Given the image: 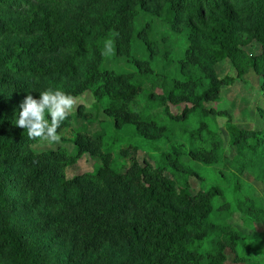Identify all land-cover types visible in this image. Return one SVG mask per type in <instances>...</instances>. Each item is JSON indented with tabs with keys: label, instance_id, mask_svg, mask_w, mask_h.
<instances>
[{
	"label": "trees",
	"instance_id": "obj_1",
	"mask_svg": "<svg viewBox=\"0 0 264 264\" xmlns=\"http://www.w3.org/2000/svg\"><path fill=\"white\" fill-rule=\"evenodd\" d=\"M151 9L188 41L180 75L138 58L129 71L103 67L105 40L116 35L121 51ZM254 45L261 52L251 55ZM223 63L230 73L219 77ZM251 73L261 79L256 123L242 127L209 106ZM52 80L76 98L92 92L110 118L93 132L69 128V114L58 131L73 155L35 151L40 140L6 113ZM218 117L228 120V147L208 125ZM143 144L156 164L121 161ZM85 155L99 169L68 179ZM246 175L264 185V0H0V264H229L228 251L247 264L242 234L212 223L242 213L247 228L264 231Z\"/></svg>",
	"mask_w": 264,
	"mask_h": 264
},
{
	"label": "rangeland",
	"instance_id": "obj_2",
	"mask_svg": "<svg viewBox=\"0 0 264 264\" xmlns=\"http://www.w3.org/2000/svg\"><path fill=\"white\" fill-rule=\"evenodd\" d=\"M142 31L143 33L139 34ZM115 38L116 35H113L105 40L104 47L106 48V52L103 67L119 72L129 71L133 69L134 59L138 58L140 60L144 59L152 62L157 70L167 73L170 76L180 75L178 60L184 55L189 44L186 37L181 32L173 29L166 23L164 13H161L159 10L151 9L141 12L136 20V30L133 38L130 39L129 43L125 44L119 52L116 47ZM260 52L261 47L258 45L249 48V53L251 55H256ZM217 72L219 77H224L230 73V66L228 63L220 64L217 67ZM260 83L261 79L251 73L244 80L238 81L234 86L224 89L222 100L209 107L219 110H230L233 119L242 127L255 125L257 102L256 91L259 88ZM61 87L62 83L58 81L52 80L47 81L46 83L41 82L37 90H34L29 94L38 99L41 91L47 88L61 89ZM22 102L23 100H19L10 103L7 108V115L10 117H17L21 110L20 105ZM95 105L96 101L92 92H87L77 97L76 107L69 113L72 115V119L69 122V128L88 126L91 131L95 132L101 125L108 124L110 118L104 110L94 108ZM186 106L187 104L183 103L177 107L173 106L171 110L174 114H181ZM83 111L90 112L93 115L88 117L81 116L80 113ZM227 121L228 120L224 117H218L216 120L208 119L207 121L211 130L221 132L225 147H228L230 142V135L227 131ZM115 144L119 147L121 146L118 142H115ZM142 146L143 148L139 149V151H136L135 149L129 150L124 157L121 156V161L123 162L126 161V159L132 160V158H135L142 164L145 160H151L156 164L159 156L158 153L155 152V148L146 144H143ZM32 148L37 152L56 151L64 148L69 154L73 155L75 153L73 144L66 143L63 140L56 144H48L46 142L38 141L32 144ZM187 160H189V158H186V161ZM100 165V159L85 155L77 164L67 170V178L73 179L79 175L94 173L99 169ZM215 170L219 171L220 168H215ZM219 176H222V174L220 173ZM226 176H230V174L226 173ZM242 179L241 182L248 187L257 206L264 209V185L260 182L254 181L249 175L244 176ZM192 183L193 185H197L195 181H192ZM229 188L232 192L234 191L233 185ZM244 222L245 216L242 213H235L232 216H222L212 221L218 230L232 227L241 233L246 239V243L242 244L241 248L243 249L244 254L250 257V261H248L247 264H262L264 261V231L262 229H249L245 226ZM214 238H216V236L211 235L206 236L203 240L205 255H210L212 252L214 248ZM228 255L230 257L229 264H242L236 263V258L231 251H228ZM204 264H208V262H205Z\"/></svg>",
	"mask_w": 264,
	"mask_h": 264
},
{
	"label": "clouds",
	"instance_id": "obj_3",
	"mask_svg": "<svg viewBox=\"0 0 264 264\" xmlns=\"http://www.w3.org/2000/svg\"><path fill=\"white\" fill-rule=\"evenodd\" d=\"M77 98L60 89L47 88L39 98L27 95L20 105L16 126L26 129L30 138L48 144L62 140L58 129L76 107Z\"/></svg>",
	"mask_w": 264,
	"mask_h": 264
}]
</instances>
